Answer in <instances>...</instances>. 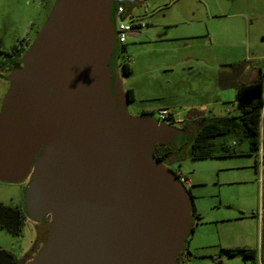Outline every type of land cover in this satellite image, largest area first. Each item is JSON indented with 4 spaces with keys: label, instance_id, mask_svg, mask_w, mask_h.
<instances>
[{
    "label": "water",
    "instance_id": "obj_1",
    "mask_svg": "<svg viewBox=\"0 0 264 264\" xmlns=\"http://www.w3.org/2000/svg\"><path fill=\"white\" fill-rule=\"evenodd\" d=\"M116 3L55 0L7 79L0 181L28 180L27 218H51L26 264H179L192 232L189 191L155 155L190 134L128 114Z\"/></svg>",
    "mask_w": 264,
    "mask_h": 264
},
{
    "label": "rangeland",
    "instance_id": "obj_2",
    "mask_svg": "<svg viewBox=\"0 0 264 264\" xmlns=\"http://www.w3.org/2000/svg\"><path fill=\"white\" fill-rule=\"evenodd\" d=\"M54 2L0 0L2 74H7L14 52L33 41ZM128 14L142 25L137 30L140 36H129L126 51L119 57L123 87L135 91L128 104L130 116L159 119L158 110L167 109L184 122L190 112L196 118L236 114L240 108L236 83L264 76V0H133ZM126 57L132 67L128 75L122 65ZM6 90L0 80V104ZM200 105L207 110L200 111ZM261 119L263 146L264 94ZM222 141L244 154L197 160L186 140L168 167L180 170L192 183L194 205L208 222L204 230L212 234L203 240L214 243L209 251L219 254L223 248L246 247L258 254L230 256L222 250L223 257L215 262L198 257L191 262L264 264L263 147L258 154L251 153L249 145L233 134L214 139V143ZM27 186L28 180L19 184L0 181V203L23 206ZM38 229L43 237L47 227L40 224ZM37 232L32 221L21 236L0 229V247L26 264L40 249L38 245L31 251Z\"/></svg>",
    "mask_w": 264,
    "mask_h": 264
},
{
    "label": "trees",
    "instance_id": "obj_3",
    "mask_svg": "<svg viewBox=\"0 0 264 264\" xmlns=\"http://www.w3.org/2000/svg\"><path fill=\"white\" fill-rule=\"evenodd\" d=\"M120 5L123 6L128 13L129 5L127 6L122 2L116 3V7ZM125 51L126 47L123 46L120 50V54L121 52L125 53ZM122 65L126 75L132 72V67L128 62V59H126ZM13 70L14 69H12L11 73ZM245 77L244 79H247ZM0 78L5 79L8 77H3L0 74ZM127 94L130 101L134 100L135 92L133 89H128ZM263 94L264 76L263 73H261V76L257 80L251 83L243 81L237 86L236 98L240 103L238 113L229 114L223 117L194 118L190 121L186 118V124L184 128H177L186 132L187 134H190L188 143L191 146L192 158L202 160L219 157H235L244 154V152L235 148L233 145L231 146L228 143H224L223 141L221 143H214L215 138L228 134H233L238 137L240 141L246 142L249 145V151L251 153L258 154L262 147L264 150V143L262 146L261 140ZM183 147L184 146H182L180 149H175L169 145H157L155 147V155L157 159L163 162L166 166H169V164L172 163L171 160L175 159V155L177 152L181 151ZM172 170L175 172L174 169ZM189 195L193 202V195L191 194V191H189ZM192 217L193 230L194 222L196 219H200V216L196 213L194 204L192 206ZM26 220L27 215L23 206H7L3 203H0V229L8 231L13 236H21ZM40 224L47 227V231L43 237L41 236L38 229ZM49 224L50 222L48 223L46 218L41 223L37 224V237L34 241L31 251L36 249L38 245L40 246V249L42 248L47 239ZM188 239L189 237L186 240V244L188 243ZM224 252L230 256L242 253L245 256L255 257L258 254L256 249H248L246 247L226 248L224 249ZM191 256V252L188 253L187 246H185V251L179 257V264H181L184 260L190 261ZM33 258L34 257L30 259ZM0 264H21V259L18 258L13 252L0 247Z\"/></svg>",
    "mask_w": 264,
    "mask_h": 264
},
{
    "label": "built area",
    "instance_id": "obj_4",
    "mask_svg": "<svg viewBox=\"0 0 264 264\" xmlns=\"http://www.w3.org/2000/svg\"><path fill=\"white\" fill-rule=\"evenodd\" d=\"M116 25H117V37L120 43V50L127 41V38L130 36L132 32H136L139 27L142 25L139 23L138 18H130L129 14L126 12V9L123 6L116 7ZM124 52H121L123 54ZM127 59V57H126ZM159 121L166 122L171 125L182 123V119L176 116L174 112L167 109L158 110ZM175 174L178 177L181 184L186 188V190H190L192 187L191 181L189 178L184 175L180 170L176 171ZM181 264H193L188 260H184Z\"/></svg>",
    "mask_w": 264,
    "mask_h": 264
},
{
    "label": "crops",
    "instance_id": "obj_5",
    "mask_svg": "<svg viewBox=\"0 0 264 264\" xmlns=\"http://www.w3.org/2000/svg\"><path fill=\"white\" fill-rule=\"evenodd\" d=\"M134 34H135L134 35L135 37L140 36V33L137 31L134 32ZM245 71L246 72L248 71V67H246L244 69V72ZM238 85H240V83H236V85H235L236 89H237ZM190 108L191 107H188V109H190ZM199 110L200 111H206L207 110L206 105H200ZM171 161H173V160H171ZM191 185H192V183H191ZM190 191H191V194L193 195L194 194L193 187L190 188ZM193 200H194V195H193ZM193 204H194V202H193ZM194 207H195L196 213L200 216V219H196V221L194 222V229L192 230V232L189 236V239H188V243L186 244L187 252L188 253L191 252V254H192L191 259L193 257H196V258L198 257L201 260L214 261L215 262L216 260L221 259L223 257V252H224L225 248L221 249L219 254L213 253L211 250L209 251L210 248L214 247V245H213L214 243H212V241H211V243L203 241V240H205V238H208L210 235H212V234H210V232L208 233L206 230H204V225H205V223H208V222H206V221L204 222L203 217L201 216L200 213H198V210H197L195 205H194ZM29 221H32V220L27 218L26 223H28ZM26 223H25V225H26ZM32 223L36 224L33 221H32ZM200 229H202V230H200ZM197 239H198V242H197ZM222 250H223V252H222ZM262 255H263V253H262ZM190 262H191V260H190Z\"/></svg>",
    "mask_w": 264,
    "mask_h": 264
},
{
    "label": "flooded vegetation",
    "instance_id": "obj_6",
    "mask_svg": "<svg viewBox=\"0 0 264 264\" xmlns=\"http://www.w3.org/2000/svg\"><path fill=\"white\" fill-rule=\"evenodd\" d=\"M133 0H129V5L131 4ZM120 2L119 0H117V3ZM34 40V39H33ZM33 41H30L29 43L25 44L20 50L14 52L13 56L11 57V59L9 60V62L7 63L9 65L8 67V71H7V74H1V76L3 77H9L10 76V73L12 71V69H15L17 66H20L22 63H21V60H22V57L25 53V51L27 50V48L30 46V44L32 43ZM8 78H5V79H1L0 80L5 84L6 88L8 89V86H9V83H8ZM7 91V90H6ZM3 100V99H2ZM1 104H2V101H1ZM1 104H0V109H1ZM187 120H192L194 118H196L193 113H189L187 116H186ZM182 125H180V129H183L185 124H186V120L183 122L182 120Z\"/></svg>",
    "mask_w": 264,
    "mask_h": 264
}]
</instances>
